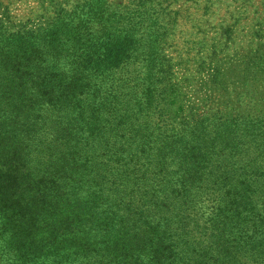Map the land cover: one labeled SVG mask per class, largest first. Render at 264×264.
Returning a JSON list of instances; mask_svg holds the SVG:
<instances>
[{
  "label": "trees",
  "instance_id": "trees-1",
  "mask_svg": "<svg viewBox=\"0 0 264 264\" xmlns=\"http://www.w3.org/2000/svg\"><path fill=\"white\" fill-rule=\"evenodd\" d=\"M97 4L56 6L78 19L60 42L56 17L39 34L11 29L0 0V237L4 226L47 221L70 239L93 238L74 262L264 264V88L251 81L254 65L228 111H202L180 130L137 127L136 107L100 97L98 81L157 19L138 7L113 17ZM184 9L174 23L198 8ZM9 248L0 245V264L13 260Z\"/></svg>",
  "mask_w": 264,
  "mask_h": 264
},
{
  "label": "rangeland",
  "instance_id": "rangeland-1",
  "mask_svg": "<svg viewBox=\"0 0 264 264\" xmlns=\"http://www.w3.org/2000/svg\"><path fill=\"white\" fill-rule=\"evenodd\" d=\"M141 1L149 11L139 4ZM5 2L12 18L6 24L11 29L25 27L24 31L39 34L56 17V26L50 28V32L63 42L74 31V25L77 26L78 19L68 15V10L59 13L55 10L59 3L70 8L72 0ZM97 2L99 9L101 5L107 6V12L112 9L109 14L113 17L123 18L138 7L157 19L154 24L144 21L145 26L134 32L135 44L130 57L98 81L100 97L117 95L114 98L121 104L126 103L132 109L136 107L134 112L140 115L134 124L137 127L145 128V122L148 128L159 126L164 132L174 124L180 130L187 120L189 125L199 121L194 118L202 111L218 107L228 111L231 99L244 91L248 82L243 81L244 73L247 74L253 65L257 78L251 77V81L259 79L255 82L258 91L264 88V0ZM188 5L198 8L193 9L196 14L189 18L187 14L179 15L174 23L171 19L177 15L174 12L182 9L183 13ZM206 5L211 8V14L201 15V8ZM102 24L101 20L99 23L96 20L95 26L88 30L92 32ZM3 229L6 232L1 234L0 245H8L7 257L13 258L12 261L8 258V264H38L46 255L63 259L66 264H93V259L83 257L74 262L76 254L73 251L84 247L85 241L86 244L94 243L85 233L70 239V233L65 232L67 227H51L47 221L22 222ZM16 230L20 232L16 234ZM49 258L55 257H48L46 262Z\"/></svg>",
  "mask_w": 264,
  "mask_h": 264
}]
</instances>
